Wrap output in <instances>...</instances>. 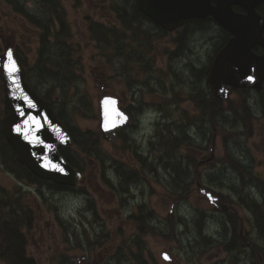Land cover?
Returning <instances> with one entry per match:
<instances>
[{
  "label": "rangeland",
  "instance_id": "374dc122",
  "mask_svg": "<svg viewBox=\"0 0 264 264\" xmlns=\"http://www.w3.org/2000/svg\"><path fill=\"white\" fill-rule=\"evenodd\" d=\"M13 1L32 14L33 18L37 19L38 16L40 19L46 20L47 24L45 27L46 29L50 28L48 21L49 18H54V14L53 12L44 11L46 8L44 4L39 3V0ZM63 8L66 11V17L70 21L71 32L73 33V38L68 37V39L71 40L70 44L72 47L76 48L73 50L75 56L79 58V63H77L75 69L74 82L65 83L59 77L53 98L57 99L55 107H59L62 116L72 128L79 127L84 132H87L96 128V122L91 118L89 111L88 113L85 110L83 112V107L79 102L83 103L81 98L84 97L82 95L85 94L86 98L91 99V95L99 91L98 84L94 82V75L99 72L103 73L105 80L115 85L118 92L122 85L112 78L114 70L110 64H124L128 55L116 52L111 53L112 51L107 48H102V51L110 53L100 54V52L93 53L91 51L92 41L85 34L86 23L82 17L83 12L95 13L97 18L101 16L115 22L107 14L102 16L104 12L103 9H100V6L79 5L75 4L74 1L72 3V0H68L64 3ZM11 17L16 19V23L10 22ZM82 20L84 24L81 23ZM27 21H24L20 15L15 14L11 8L0 5V54L3 52L2 42L6 40L11 43L14 39L13 43L19 44L30 61H34L39 33L34 24L30 25ZM79 26L81 27V32L78 31ZM56 30L58 31V29ZM56 30L51 33L55 34ZM209 48L210 46L208 45L205 51H208ZM152 55L153 57L155 55L154 47ZM169 56V50L165 52L159 42V80L163 78L168 83H170V79L168 78L166 65L169 64ZM118 58H124L123 63ZM127 63L129 67V58ZM120 66H123L121 68L123 71L127 68L124 65ZM181 70L187 76L185 67H181ZM47 85H41L42 90ZM186 88L189 90L188 85H186ZM163 93L165 96L159 95V104L167 103L172 98H178L179 106L175 107L176 114L179 116L177 120L180 122L182 120L191 121L194 124L192 133L194 134L196 145L190 150L193 158L191 160V176H199L201 182L216 193L229 194L230 200L236 198L233 190L228 189L231 186H245L247 189L254 186V192L257 193L258 197L257 201L261 203L264 213V184L261 185L259 183L263 182L261 178L264 175V127H262L264 122V103L250 102V99L246 102L245 93L233 92L227 102L223 104L224 117L217 119L214 124H210L213 129L209 133V122L205 123L204 118L200 116L194 118L198 114L196 108L199 103L197 100L194 103L187 90L182 87L178 89L169 87ZM2 109L0 102V115ZM181 116L185 118H180ZM242 126L246 131L250 132L255 129V132L250 135L237 133ZM163 127L166 130L159 129V156L166 157L165 153L169 151L166 149L164 142L165 138L170 136L168 134L170 132H168L169 125L167 122ZM214 128H216L214 157L209 162L200 163L199 161L209 156V147L211 138L214 135ZM173 129L175 130V128ZM173 134L177 135V131L175 130ZM207 135H210V139ZM102 146L110 154V157L121 158V163L128 161L129 154L124 153L122 150L119 152L108 144H103ZM182 149H185L184 146H182ZM178 152L176 151L177 156ZM83 154L82 149H79L80 158H83ZM162 157H160L159 162V185L146 177L143 182H139V187L143 186L144 188L141 187L137 192L138 196L145 193V201L149 204L148 207H154L159 213V237L151 234L152 239L146 237L145 244H140L141 247H138L133 242L134 237L132 235L135 232L133 226H130L131 229L126 231L125 239L121 236L124 242L121 239H117L115 234L117 230H114L113 227L116 226L117 228L118 217L114 214L113 209L114 207H120L119 200L113 199L108 180L105 182L100 175L96 176L94 174L91 160L84 159L85 181L82 183L86 192L85 196H82L79 195L81 194V183L76 185L74 190L65 193L55 191L48 186L37 188L38 185L36 183H29L23 178H18L4 162L2 155H0V204L4 201L3 199L11 204L18 201V204L26 206V208H23L25 211L32 212L31 214H23V222H18L21 225L20 233L28 227L27 221L31 219L32 226L38 223L39 228L42 229L50 222H57L56 232L57 235L61 236L60 239L53 238L52 240H45L44 243L40 242L39 234L41 232L36 227V232L33 235L35 242H33L27 236L30 233L27 228L22 233V237L24 238L25 236L26 249L24 255L29 251L33 259L36 260V264H62L66 261L70 264H137V259L134 258L141 259L143 264H235L238 260L231 261L232 258H236L235 256L245 257L237 250L231 253L232 251L226 249L222 243L229 236V233L232 234L233 232L231 221L238 226L244 225V231L251 238L253 246H255L250 248L251 255L253 252L255 255L256 251H264V237L259 235L257 229L251 224V213L244 209L245 205L240 206L237 203L233 205L234 211L236 208V214L238 215L234 218V221H230L228 217V221L223 220L222 222L215 220L211 216L208 220L206 217L203 218L204 215H207L204 210L211 209L208 202L196 192V185L191 181L190 175L188 176L189 180L186 181L190 190L188 199L173 203L172 197L168 195L169 193H176L171 189L174 185L173 182H175L173 171L166 165ZM89 158L92 159L93 156L89 155ZM229 158L246 161L250 165L251 175L257 178V185L252 182L244 184L241 182L240 177L239 181L235 183V174L229 165L231 163ZM239 169L243 172L242 168ZM156 190H159V198ZM240 194L244 201L251 203V197L243 193ZM88 199L92 201L94 211L91 214H87L85 219L82 213L85 212ZM139 199L137 197V200ZM17 209L18 211L20 209L18 205ZM217 215L221 216L219 213ZM223 225H225V229H223ZM172 228L174 230H171ZM118 231L122 233L121 230ZM204 238L211 239V241H206ZM123 243L127 246V255L131 254V258L121 257L123 252L118 249L120 245H124ZM239 248L241 252V247ZM5 249L8 251L12 248ZM163 252L168 254L172 260L168 261L163 258ZM245 254H248V251ZM82 255L86 256V263H83L84 260L82 258H76ZM119 255H121V258H117ZM239 264H246V261L243 259ZM260 264H264V258H262Z\"/></svg>",
  "mask_w": 264,
  "mask_h": 264
},
{
  "label": "flooded vegetation",
  "instance_id": "af4514ba",
  "mask_svg": "<svg viewBox=\"0 0 264 264\" xmlns=\"http://www.w3.org/2000/svg\"><path fill=\"white\" fill-rule=\"evenodd\" d=\"M40 1H44L46 10L54 14V18H49L48 21L50 28L46 29L45 27V30L49 33L47 37L49 39V45H51V43H56V35L51 32L57 28L65 39L63 40L65 45L72 49H76L72 47L70 44L71 40L68 39V37L73 38L71 24L70 21L67 20L66 11L63 8L64 3L68 0H39V2ZM73 1L75 4L79 5L88 4L91 7L100 6V9H103L104 12L102 16L107 14V16H111L113 21H115L112 22V20L101 16L97 18L95 13L90 14V12H83L82 17L86 23L85 34H87L88 39L92 41L91 51L93 53L100 52V54L110 53L104 50L102 51V48H107L112 51L111 53L116 52L125 54L128 55L129 58V67L127 63L128 58H125L126 62L124 64H110L111 68L114 70L112 78L122 85L118 92L116 91L115 85L105 80L106 78L103 77V73L99 72L94 75V82L98 84L99 91L91 95V99L86 98L87 96L83 94V97L87 101L81 99L84 104L83 109L87 111V113L89 111L91 118L96 122V128L91 131L88 130L87 134L89 138L87 137L88 139L86 140L83 139L80 147V149H82L83 146L90 154L86 155L84 153L83 158H80L79 152H77L78 156H76V160L82 175L80 181V186L82 188L80 187L81 194L79 195L85 196L86 190L82 183L85 181L83 164L84 161L88 159V161L91 160L93 162L91 166L94 174L96 176L100 175L105 182L108 180L113 199L119 200L120 207H114L113 209L114 214L118 217V224H116L117 228L116 226L113 227L114 230H117L115 233L117 239H121V236L125 239L126 231L131 229L130 226H133L135 229L134 235H132L134 237L133 242L135 246L138 245V247H141L140 244H145L146 237L152 239L150 236L151 234L159 237V213L154 207H148L149 204L145 201V193L139 196L137 195L138 190L141 187L144 188L143 186L139 187V182H143V179L146 177L159 185V129L166 130L163 125L167 122L169 125L168 132L172 133L176 130L177 135L181 136L183 143L188 144V148L192 149L196 145L194 134L192 133L194 126L193 122H186L185 120L180 122L177 120L179 116L176 114L175 107L179 106L178 98H172V100H169L167 103L159 104V95L165 96L163 91L169 87H174L175 89L182 87L187 90L191 99L194 100V103H196V100L199 103V106L196 108L198 114L195 115L194 118L198 116L204 118L205 123L209 122V133L212 132L213 128L212 126L210 127L212 118L220 119L224 117L225 111H223V104L227 102L228 98L223 100L215 97L213 86L209 82L208 77L215 56L229 42L232 34L225 30L211 15H205L204 17L190 15V9L186 6L196 4L206 5V1L72 0V3ZM237 1L238 3L232 4L231 7L235 13L243 16L246 14V10L242 5L248 4L253 0ZM209 4L214 5L215 2L209 0ZM0 5L8 7L4 0H0ZM17 6L21 11H15L13 8L12 11L20 15L24 21H27L25 13L32 17V14L25 11L23 7L18 4ZM55 6H59L58 14L53 8ZM255 11L259 16L264 17V2L257 3L255 5ZM83 20L81 21L82 24H84ZM10 22L16 23V19L11 17ZM27 22L32 25L29 20ZM240 23L243 27V22ZM34 27L40 34L35 24ZM245 27H249L248 24H246ZM261 27V34L264 39V24L252 22L253 29L250 30L251 33H254L257 28L259 29ZM250 30H248L249 33ZM78 31L81 32L80 26L78 27ZM14 41L13 39L10 44L15 49V53L18 55L23 52L27 55L19 44L13 43ZM159 42L164 48V51L166 52L169 50L170 53L169 64L166 65L170 83L164 81L163 78L159 80ZM37 43L39 44V39H37ZM38 44L36 46H38ZM208 45L210 48L208 51H205ZM153 47L155 49L154 57L152 55ZM252 51L260 55L263 53V48L259 44H254L252 46ZM118 56L120 57L119 54ZM118 59L123 63L124 58ZM189 59L191 60L187 61ZM28 62L29 64H33L29 58ZM120 65L127 67L126 70L123 71L121 69L123 66ZM181 67H185L187 76L184 75ZM200 69H202V73L199 72L200 75L198 76L197 72ZM186 85H188L189 90L186 88ZM232 91L245 93L247 97L246 102L250 99V102L264 103V87L261 90L236 88ZM105 97L110 99V103L114 101L117 108L122 112L117 119L122 121L125 120L122 125H116L114 127L117 138L115 142L108 141L102 134L100 128V110L102 107V100ZM173 117L175 118L173 119ZM180 118L185 117L181 116ZM262 127H264V122L262 123ZM173 128H175V130ZM74 130L71 128L69 130L73 140L74 137L82 138V136H84L85 132L79 127H74ZM207 136L210 139V135ZM103 144H108L111 148L119 152L122 150L124 153L129 154L128 161L126 163H121V158L110 157V154L104 150ZM89 155L93 156V158H89ZM237 161L239 162V160ZM229 165L231 166L232 172L235 174V183L239 181L240 177L241 182L244 184L252 182L257 185V178L255 176L242 175L240 169L232 161ZM253 187L254 186L247 189L245 186H231L228 189L233 190L236 196V198L232 200L229 199V194L215 193V195H218L221 199L224 197L222 201L227 205V208L222 211L220 208H215L209 204L212 210L211 217L220 222L223 220L226 221L227 217L230 221H234V218L238 215L236 214L237 209L235 208L234 211L233 205L237 203L242 206L243 203H245L244 199L240 197L242 196L240 193L251 197V203L248 201L249 204L245 205L246 207L244 206V209H247L250 213L254 212L258 197ZM57 189L58 192L61 193L70 191L68 187L62 186L57 187ZM141 192H143V190H141ZM156 194L159 198V190H156ZM189 194L190 190L184 194L183 199H188ZM168 195L171 196V194ZM137 197L140 199L137 200ZM183 199H179V201H183ZM253 201H255V203H253ZM12 205L17 209L18 201L13 202ZM93 211L92 201L88 199L85 212H83L82 215H84L86 219L87 214H91ZM218 213L221 215V218H218ZM88 222L90 221L88 220ZM251 224L256 228L257 223L255 221H253V223L251 222ZM231 225L233 232L232 234L229 233V236L222 243L226 249L232 251L231 253H233L234 250L239 252L237 244H241L240 236L238 233L237 239L234 231L237 228L241 229V227L244 230V225L238 226L232 221ZM16 226L17 228L15 231L13 230L12 233L7 234L2 232L3 234H7L6 239L8 241L2 237V235L0 236V264H5L4 258H33L29 251L26 255L19 256L14 249L8 251L5 249L12 245V243L9 242L11 236L18 241L19 236L24 233L27 228L30 232L27 236L31 238L33 242H35L33 235L36 232V227H38V230L41 232V234H39L40 242L44 243L47 239H60L61 237L57 235L56 232V226H58L57 222H50V224L44 227L45 230H43L44 228H39L38 223H35L34 226L28 224V227L23 230L22 233L17 231L19 225ZM224 226L225 225L222 227L224 228ZM118 230H121L122 233ZM246 237L250 241L249 246L250 244L252 245L251 238L248 235ZM124 239L121 240L124 242ZM13 243H15V241ZM123 244L124 245H120L118 249L120 252H123V255H119L117 258H131V254L127 255V246L125 243ZM235 247H238V249H235ZM244 251H248V254H244L243 256L245 258L235 256L236 258H232L231 261L238 260L235 264H239L244 259L246 264H260L262 258H260L258 251H256L255 255L254 252L253 255H251L250 249L248 248H244ZM76 258H82L84 260H82L83 263H86L85 255L77 256ZM62 264L70 263L66 261Z\"/></svg>",
  "mask_w": 264,
  "mask_h": 264
},
{
  "label": "water",
  "instance_id": "95a60500",
  "mask_svg": "<svg viewBox=\"0 0 264 264\" xmlns=\"http://www.w3.org/2000/svg\"><path fill=\"white\" fill-rule=\"evenodd\" d=\"M215 1L218 4L217 8H211L207 12L212 14L234 36L216 55L212 64L208 80L213 86L214 95L225 99L231 93L233 86L260 89L264 85V52L257 55L251 48L254 44H259L264 49V40L258 28L257 34L251 33V30L253 29L252 22L260 18L255 14L254 6L257 2L264 0H253L245 5L247 14L240 17V21L243 25H250L251 28L250 26L241 27L240 31L236 24L238 16L230 13V5L237 0ZM195 9L192 15H205L206 13L203 12L205 7L196 6ZM226 12L231 17L225 16ZM262 20L264 21V18ZM9 50L13 54L11 57L8 56ZM0 70L3 104L7 110L3 118V132L15 151L16 160L44 180L61 185H76L81 178V173L69 164L59 151V146L71 147L72 139L69 132L48 101L28 84L25 78V68L16 57L13 48L6 42L4 53L0 57ZM109 100L107 97L102 100L100 128L105 138L114 141L116 140L114 127L122 125L125 120L117 119L122 112L114 101L110 103ZM214 145L215 139L212 141L211 158H213ZM197 191L215 207H220L222 210L227 208L203 185L198 184ZM244 243L249 242L245 240ZM162 257H167V260L170 258L164 252Z\"/></svg>",
  "mask_w": 264,
  "mask_h": 264
},
{
  "label": "trees",
  "instance_id": "16d2710c",
  "mask_svg": "<svg viewBox=\"0 0 264 264\" xmlns=\"http://www.w3.org/2000/svg\"><path fill=\"white\" fill-rule=\"evenodd\" d=\"M4 1L7 3L9 8L11 7L15 11H21V9L13 0ZM39 3H42L45 6L44 1H40ZM56 6L53 8L55 11H57L56 13L58 14L59 6ZM44 11L48 12L47 10ZM25 16L31 23L35 24V26L39 29V44L35 50L36 56L33 61V64H29L28 59L23 52H21V54H18L17 56L26 69V77L27 80L30 82L31 86L43 98L48 100L49 103L54 107L57 102V99L53 98V94L54 92H56V86L59 79L61 78V81L65 83L74 82V77L76 76L75 69L77 67V63H79V58L75 56L74 50L72 48L65 45V42H63V40L65 39L62 37L60 31L56 30L57 28L55 29L56 43H51V45H49V39L47 38L49 36V33L45 30V24H47V22H45L46 20L40 19L38 16L37 19L33 18L30 15H27L26 13ZM199 72L202 73V69L197 72L198 76L200 75ZM44 84L48 85L44 88V90H42V86ZM0 102L2 104V98L0 99ZM55 109L58 112V117L64 122V118L59 110V107L57 106ZM3 111L6 112L5 109H3ZM215 121L216 119L212 118L213 124L215 123ZM237 133H239V131ZM82 142L83 141L74 137V144L77 147H81ZM180 144L183 145L181 136L166 137L164 145L166 146V149L169 152L165 153L166 157H162L160 155L159 162L160 157L164 158L166 165L170 167L173 171L175 182H173L174 185L171 189L176 192L174 193L175 195L179 196V198L182 199L184 194L189 191V184L187 185L186 181L189 180L188 176L191 175L190 167L192 157L189 153H186L185 159V157L180 153ZM60 150L70 164H72L74 167H79L75 156L71 155L69 149L61 148ZM176 151H179L178 156L176 155ZM72 153H75V151H72ZM0 155H2L4 162L18 178H23L29 181L30 183H36L37 185H42L46 183V186H48L49 188L51 187L53 190L57 191V187H59V185L50 181L46 182L36 177L25 166L16 162L13 149L4 137L2 118H0ZM190 178H192L191 181L194 182V179H197L198 176H190ZM3 200L4 201L0 204V236L2 235V237L6 239L7 234L12 233L13 230L15 231V229L17 228V224L20 225L18 222H23L24 217H22V215L25 213L31 214L32 212L28 210L25 211L23 208H26V206L22 204H18L20 207L18 211V209L13 207L11 203H8L7 200ZM200 214H202V212H200ZM253 215L255 217L257 226L259 227L260 233L264 237V213L262 211L259 212L256 210L254 211ZM27 222L31 225V219ZM20 229L21 225L17 229L19 233ZM171 230L174 229L172 228ZM2 232L7 234H3ZM172 236L174 238L173 234ZM24 240L25 237L23 238L22 234L19 236L18 241L13 239L11 236L9 242L12 243V245H10L9 248L11 247L12 249H14L16 254H18L19 256H23L26 249ZM14 241L15 243H13ZM263 253L264 251L260 252L261 258H264ZM134 259H137V264H143L141 259ZM4 260L5 264H36V260L33 258H4Z\"/></svg>",
  "mask_w": 264,
  "mask_h": 264
},
{
  "label": "snow or ice",
  "instance_id": "6c2138e0",
  "mask_svg": "<svg viewBox=\"0 0 264 264\" xmlns=\"http://www.w3.org/2000/svg\"><path fill=\"white\" fill-rule=\"evenodd\" d=\"M13 54H12V52H11V50H9V52H8V56H12ZM249 79H251V77H249ZM60 171H63V169H60ZM167 258V257H166Z\"/></svg>",
  "mask_w": 264,
  "mask_h": 264
},
{
  "label": "bare ground",
  "instance_id": "6f19581e",
  "mask_svg": "<svg viewBox=\"0 0 264 264\" xmlns=\"http://www.w3.org/2000/svg\"><path fill=\"white\" fill-rule=\"evenodd\" d=\"M175 161V160H174ZM257 191V190H256ZM258 192V191H257ZM259 193V192H258ZM262 193V192H261ZM251 245V244H250ZM254 245V244H253ZM255 247V246H254ZM256 251V250H255ZM253 254V253H252ZM246 255V254H245ZM263 256V255H262Z\"/></svg>",
  "mask_w": 264,
  "mask_h": 264
}]
</instances>
